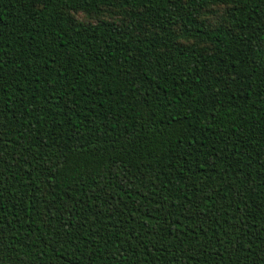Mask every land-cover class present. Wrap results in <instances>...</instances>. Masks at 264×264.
<instances>
[{"label":"trees","instance_id":"obj_1","mask_svg":"<svg viewBox=\"0 0 264 264\" xmlns=\"http://www.w3.org/2000/svg\"><path fill=\"white\" fill-rule=\"evenodd\" d=\"M0 264H264V0H0Z\"/></svg>","mask_w":264,"mask_h":264},{"label":"rangeland","instance_id":"obj_2","mask_svg":"<svg viewBox=\"0 0 264 264\" xmlns=\"http://www.w3.org/2000/svg\"><path fill=\"white\" fill-rule=\"evenodd\" d=\"M76 18L83 21V22H94V19L88 18L87 16L82 15V14H77Z\"/></svg>","mask_w":264,"mask_h":264}]
</instances>
